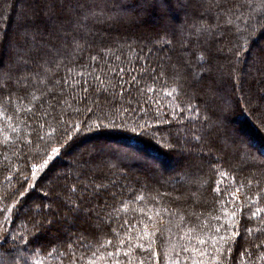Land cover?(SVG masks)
<instances>
[{
	"label": "trees",
	"instance_id": "trees-1",
	"mask_svg": "<svg viewBox=\"0 0 264 264\" xmlns=\"http://www.w3.org/2000/svg\"><path fill=\"white\" fill-rule=\"evenodd\" d=\"M82 2L92 9L91 14L87 8L83 11L88 18L76 33L82 50L73 51L72 26L66 24L70 35L65 46L58 44L62 54L54 60H38L29 48L56 43L50 40L51 27L46 26L34 44L25 45L19 21L22 13L34 6L33 0H0V207L17 205L7 221L0 214V254L7 250L6 260L0 264H112L107 253L117 247L120 264H140L145 255L135 245L147 244V239H139L145 223L149 232L164 229L154 237L153 250L159 256L153 264H191L192 253L183 249L196 246L202 230L229 222L223 213L229 198L217 197L213 189L232 191L240 185H245L238 194L241 202L227 205L229 211L244 208L245 218L239 212L236 217L241 235L235 264H264L260 248L253 249L252 260L240 258L241 251L264 241V224L246 218L255 207L264 209V75L255 58L257 52H264V0H226L225 7L240 17L233 18L231 25L226 23L230 17L212 6L213 0H165L164 13L157 6L142 7V0ZM4 48L10 51L6 54ZM236 50L241 52L239 57L234 55ZM138 55L146 59L138 60ZM90 56L101 62L91 61ZM186 60L191 61L190 68ZM87 64L91 65L88 71L96 70L93 75L112 68L127 69L119 75L129 91L116 102V108H127V101L132 100L123 117L125 128L94 127L101 112L97 109L89 117L85 105L92 106L95 95L75 104L67 90L61 94L55 87L56 80H70L66 67L74 68L75 75L83 71L80 65ZM141 67L155 68L158 76L161 68L166 70L155 83L143 79V94L129 83ZM193 75L199 77L198 82L193 81ZM75 78L89 79L86 74ZM83 86L74 85L78 100ZM146 86L158 91L149 94ZM173 87L179 92L166 95ZM209 88L215 90V103L205 111ZM49 89H54L58 99H66V104H55ZM90 92L94 93V88ZM33 95L40 99L32 100ZM108 100L110 97H99L106 113ZM52 104L56 112L49 107ZM67 104L79 107V114ZM62 107L68 113L63 119L83 121L84 125L78 132L68 133L73 137L70 140L63 129L56 133L59 144L55 139L50 143L61 151L26 195L19 197L23 190L20 181L30 175L31 164L46 158L37 155L28 141H35L34 130L40 136L50 133L47 125L55 127L52 117L58 116ZM45 111L52 116H44ZM251 114L258 128L252 124ZM45 121L47 125L40 130ZM145 122L150 130L142 133L137 124ZM9 123L18 128L16 133L7 128ZM78 181L104 187L98 194L78 200L81 211L74 213L65 200ZM137 196L143 199L137 200ZM249 200L255 202L251 208ZM43 205L51 207L44 209ZM42 216L53 223L43 225L37 234L29 217ZM213 216H220L218 223ZM120 240H125V245H120ZM124 252H129L127 258Z\"/></svg>",
	"mask_w": 264,
	"mask_h": 264
},
{
	"label": "snow or ice",
	"instance_id": "snow-or-ice-1",
	"mask_svg": "<svg viewBox=\"0 0 264 264\" xmlns=\"http://www.w3.org/2000/svg\"><path fill=\"white\" fill-rule=\"evenodd\" d=\"M226 0H213L212 6L216 8L218 12L221 13V15H225L230 17L226 21L227 24L231 25L233 22V18L236 20H239L240 17L235 15V12L230 7H225ZM33 7H31L27 12L22 13L21 19L19 23L22 26V32L19 34L21 39L23 40L25 45L28 44H34L35 37L40 34L46 26L51 27V32L49 33L50 40L56 41V43H50V42H43L41 45H37L34 47L29 48V53L33 55L36 59H46L48 57H52L54 60L57 56L61 55L60 47H58V44L60 46H65L67 44V41L69 39V30L65 27L66 24H70L72 26V32H71V39L74 45L73 51L75 52L77 49H80V45L77 43V40L79 37L76 35L80 31V27L82 24L83 19H87L88 17L83 16V11L87 8L86 4L82 2V0H33ZM142 7H153L157 6L159 7L160 11L162 13L166 12V4L165 0H142ZM87 11L89 14H91L92 9L87 8ZM72 17H75V19H72ZM251 19V18H250ZM200 29H198L199 31ZM143 50H141L142 52ZM234 55L236 57H239L241 55L240 50H236L234 52ZM256 60L262 65L261 69H258V71H261V74L264 75V52H257L255 54ZM89 59L91 61H99L97 56H90ZM116 59H120L119 56L116 57ZM137 59H146L145 57H142L140 55L137 56ZM200 59H204L203 56L200 57ZM47 62V61H46ZM72 63H75V57L71 60ZM185 65L190 68L191 61L186 60ZM61 65L57 63L56 67L59 68ZM80 67L83 69V71L79 73H75V75L84 77L85 74L89 77V79H82L77 80L75 78V75H72L74 72V68H67L66 72L69 74L71 83L69 79L61 78L59 80L55 81V87L59 88V91L61 94H64L67 90L68 98H70L73 103L75 104H82L84 100L90 99L93 95H95V99H92L91 103L92 106L85 105V112L89 117H91L95 110H100L101 116H97L96 120L93 121V126L96 128H103V127H110V128H125L126 122L123 119V117L128 113L132 100L129 99L127 101L129 107H121L116 108V102L117 99L122 97L125 92L129 91L128 89H125L123 87V76L119 75L120 73H125L127 69L121 67L119 69L112 68L107 71L101 70L103 75L97 74L93 75V72L96 70L92 68L91 71H88V69L91 68L90 64L87 65H80ZM202 67V66H201ZM135 71V69H133ZM109 73H114L118 76V79L114 78ZM166 74V70L164 68H161L159 76L156 73V69L152 68L149 70L148 68L141 67V71L138 75H134L131 78V81L129 83L136 85L137 90L140 94H143L144 88L140 87V84L143 82L144 78L151 79L154 83L157 82L160 78V76H164ZM179 75V73H176ZM193 81L198 82L199 77L193 75L192 77ZM89 80L95 81L96 84H90ZM75 86L84 85L81 87L80 91L83 93L81 98L77 99V94ZM94 88V93L90 92V89ZM118 89V91H117ZM147 93L151 94L154 92H157L158 89L153 86H146ZM49 93L52 94V100L55 102V104L65 105L66 99H58L57 96L54 94V89H49ZM179 92L178 87H173L171 91H166L165 94L168 96H172L173 94H176ZM43 95V93H42ZM103 95L107 99L110 97V100H108V108L109 112H104V108L99 103V97ZM205 111L209 107H211L215 103V90L214 89H207L205 92ZM39 97L33 95L32 100H38ZM55 104L49 105V107L52 109V112H56L57 109L55 107ZM178 107H180L178 105ZM191 107V106H189ZM67 108L74 111L77 115L80 112V108L76 107L73 108L72 104H67ZM32 109H29L31 111ZM193 111L198 112V109H193ZM52 112L45 111L43 113L44 116H52ZM68 114L66 110L62 107L59 111L58 116H53V123L55 124V127L52 128L51 125H47V121H45L44 124L40 125V130H43V128L47 125L51 128L50 133H45L44 136H40L39 132L34 130L35 132V141L29 140L28 143L30 145L35 146L36 154L41 155L43 157H46L43 159L42 163H33L30 166L31 176H23L22 181H20V187L23 189L22 191L18 192L19 197H24L28 191L29 188L33 187V185L30 183V179L34 180L37 176V173L44 170L48 165L49 162L52 161L58 153L61 151L60 147L52 145L50 142L52 140H56V144H59V140L56 139V133L60 132L61 129H63V135L67 137V139H73L72 136H69L68 133L70 131L78 132L80 128L84 125V122H75L72 121L71 123L65 119H63V115ZM120 119V123L117 124L116 120ZM104 121H107L105 124ZM137 127L140 129L142 133L148 132L149 125L147 122L143 124H137ZM8 129H11L13 133H16L18 131V128L13 127L11 123L7 125ZM133 132L136 131V128L132 129ZM171 135V133H169ZM161 139H164V137H161ZM199 139V137H197ZM5 144L8 142V136L5 135L4 137ZM169 147H171V144H168ZM222 176H227L226 173H222ZM27 185V187H24ZM248 186H251V181H249ZM103 185H95L92 187L90 183H84L81 184L79 181L77 183H74L69 188V195H67L65 203L70 205L69 210L74 213H79L81 211L80 204L77 203V201H83L85 197L92 196L94 194H98L99 190L103 188ZM245 187V185H240L239 187L234 188L232 191H226L221 189L220 187L214 188V192L217 194V197L223 198L224 196H227L229 199L225 203V206L223 208V213L228 217L229 222L222 225V226H216L214 229L209 226L208 230H202V235L198 236L196 238L197 245L193 246L191 248H184V252H191V264H235L236 256L234 255L235 249H236V243L238 238L241 235L239 224L240 221L236 219L237 212L241 214L243 217L244 208L240 207L239 209H234L232 211H229L228 204H239L241 202V198L238 195L241 192V188ZM91 188V191H90ZM79 192V196H74L75 193ZM15 195V193H13ZM115 195V194H113ZM7 198V197H6ZM137 200H142V196H137ZM254 201L249 200L248 205L249 208H251L254 205ZM17 207L16 204H13L11 206L5 205L3 207H0V214H3L4 220L7 221L8 219L12 218L11 214L14 212L15 208ZM41 207V206H37ZM44 209H50V205H43ZM90 211V210H89ZM264 213V209L261 207H255V211L250 212V216L246 217L250 220H258L260 223L264 224V218L261 217V214ZM159 215V214H157ZM213 220L217 221V223L220 220V216H213ZM148 220L151 221L152 217L149 216ZM29 222L33 225V228L36 230L37 234L39 233L41 227L45 224H51L53 223L52 219H49L47 216L42 217H29ZM127 223V222H125ZM148 224L145 223L144 225V231L141 237L139 239L144 240L147 239V244L141 242L137 245H135L136 248L140 249L142 253L145 255V259H142L140 261V264H153L154 260H158V252L153 250V244L155 243L154 237L157 235L158 232H162L164 229L159 228L155 229L153 232H149L148 230ZM248 233H251V229L249 228ZM223 233V234H221ZM7 239V237H5ZM16 239L15 237L13 238ZM22 240L23 237H20ZM29 243H32L31 240H29ZM108 245L112 244V241L109 240ZM125 240H120V245H125ZM2 247V246H0ZM103 247V246H102ZM254 248H260L264 250V241H260L258 244H254L251 249H247L244 251H241L240 258H242L245 261L252 260L255 253L253 251ZM6 254L7 250H4V253L0 254V260H6ZM227 254V255H225ZM122 255L127 258L129 256V252H124ZM107 256L112 258V264H120V260L117 259V257L121 256V250L119 247L115 249L114 252L107 253ZM103 259V258H102ZM260 259L264 260V252H262ZM89 264H95L94 261H89ZM129 264H132L131 261H129Z\"/></svg>",
	"mask_w": 264,
	"mask_h": 264
},
{
	"label": "rangeland",
	"instance_id": "rangeland-1",
	"mask_svg": "<svg viewBox=\"0 0 264 264\" xmlns=\"http://www.w3.org/2000/svg\"><path fill=\"white\" fill-rule=\"evenodd\" d=\"M5 47V46H4ZM10 50L9 49H5L4 48V53H8ZM7 57V56H6ZM250 120L252 121V124L256 127V128H258V123L256 122V120H255V118H254V116L251 114V117H250ZM239 121V120H238ZM240 122V121H239ZM239 125H240V127H242L243 126V123H239ZM111 140V139H110ZM43 172V170L42 171H40V172H38L37 173V176H36V178L41 174ZM35 178V179H36ZM35 179L34 180H30L31 182H34L35 181Z\"/></svg>",
	"mask_w": 264,
	"mask_h": 264
},
{
	"label": "bare ground",
	"instance_id": "bare-ground-1",
	"mask_svg": "<svg viewBox=\"0 0 264 264\" xmlns=\"http://www.w3.org/2000/svg\"><path fill=\"white\" fill-rule=\"evenodd\" d=\"M58 154H59V153H58ZM53 160H54V159H53ZM53 160H52V161H53ZM52 161H50L49 164H50ZM41 163H42V162H41ZM48 166H49V165H48ZM48 166L43 170V172L48 168ZM43 172H42V173H43ZM42 173H41V174H42ZM41 174H40V175H41ZM40 175L35 179L34 182H31V181H30V183H31L33 186L35 185V183H36V181L38 180V178L40 177ZM30 176H31V173H30L29 177H30ZM30 180H31V179H30ZM26 186H27V185H26ZM29 189H30V188H29Z\"/></svg>",
	"mask_w": 264,
	"mask_h": 264
}]
</instances>
